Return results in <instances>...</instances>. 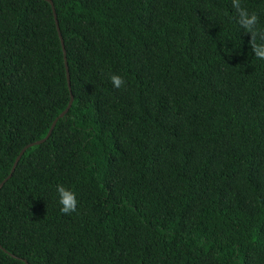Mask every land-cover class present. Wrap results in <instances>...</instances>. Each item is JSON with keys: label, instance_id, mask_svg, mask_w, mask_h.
<instances>
[{"label": "trees", "instance_id": "16d2710c", "mask_svg": "<svg viewBox=\"0 0 264 264\" xmlns=\"http://www.w3.org/2000/svg\"><path fill=\"white\" fill-rule=\"evenodd\" d=\"M51 1L0 0V264H264V59L232 0Z\"/></svg>", "mask_w": 264, "mask_h": 264}, {"label": "clouds", "instance_id": "9594fccd", "mask_svg": "<svg viewBox=\"0 0 264 264\" xmlns=\"http://www.w3.org/2000/svg\"><path fill=\"white\" fill-rule=\"evenodd\" d=\"M233 8L238 13L239 25L246 32L251 34L250 45L255 56L264 59V30L258 27V15L250 12L242 6L241 0H232ZM114 87H121L125 81L119 74H113L110 77ZM56 193L60 204V211L63 213H71L76 211L78 205V194L69 186L63 184L57 185Z\"/></svg>", "mask_w": 264, "mask_h": 264}, {"label": "water", "instance_id": "95a60500", "mask_svg": "<svg viewBox=\"0 0 264 264\" xmlns=\"http://www.w3.org/2000/svg\"><path fill=\"white\" fill-rule=\"evenodd\" d=\"M47 1H49V2L53 5V2H52L51 0H47ZM54 11H55V9H54ZM55 18H56V13H55ZM56 23H57V26H58V22H57V21H56ZM59 30H60V29H59V26H58V31H59ZM59 34H60V37H61V39H62V35H61L60 31H59ZM62 42H63V40H62ZM64 51H65V50H64ZM65 58H66V56H65ZM66 65H67V62H66ZM67 77H68V83H69V86H70V74H69V68H68V66H67ZM73 99H74V97L72 96L71 101H70L68 107L66 108V110H64V112H62V113L60 114V117H63V116L68 112V110L70 109V107H71V105H72V103H73ZM56 123H57V119L54 121V123H53V125H52V127H51V129H50V131H49V133L47 134V136H46L44 139L39 140V141H36V142H34V143H32V144H29L28 146H26V147L23 149V151H22L21 154L18 156V158H17V160H16V162H15V165H14V167H13V169H12V172L15 170V168H16V166H17V164H18V161L20 160V158H21V156L23 155V153H24L29 147H31V146H33V145L41 144V143H43L44 141H46V140L50 137V135H51V133H52V131H53V129H54ZM10 177H11V174H10V176H9L8 178H10ZM5 181H6V180H5ZM5 181L2 182V184L0 185V188L4 185ZM25 263L28 264L27 260H25Z\"/></svg>", "mask_w": 264, "mask_h": 264}]
</instances>
